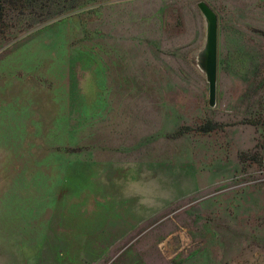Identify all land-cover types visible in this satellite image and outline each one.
I'll use <instances>...</instances> for the list:
<instances>
[{"label":"rangeland","instance_id":"rangeland-1","mask_svg":"<svg viewBox=\"0 0 264 264\" xmlns=\"http://www.w3.org/2000/svg\"><path fill=\"white\" fill-rule=\"evenodd\" d=\"M199 1L7 15L0 264H264V0H204L213 107Z\"/></svg>","mask_w":264,"mask_h":264},{"label":"water","instance_id":"water-1","mask_svg":"<svg viewBox=\"0 0 264 264\" xmlns=\"http://www.w3.org/2000/svg\"><path fill=\"white\" fill-rule=\"evenodd\" d=\"M198 7L206 21V42L198 52V66L205 73L209 84V104L216 105L218 79V40L219 19L215 10L204 0L198 2Z\"/></svg>","mask_w":264,"mask_h":264},{"label":"trees","instance_id":"trees-1","mask_svg":"<svg viewBox=\"0 0 264 264\" xmlns=\"http://www.w3.org/2000/svg\"><path fill=\"white\" fill-rule=\"evenodd\" d=\"M21 1L23 0H0V43L3 41L4 37H3V25H6L4 23L7 15H10V12H15V10H20L19 7H24L27 8L29 3H36V0H26L25 3H22ZM27 2V3H26ZM53 6H57L58 2L57 0H53ZM14 5V8H12V6ZM56 9L57 12H53L52 14H50L49 19L50 18H54L59 14L58 8L57 7H53ZM23 13V12H22ZM206 127V129H204ZM210 127H208V124L204 125L202 128L200 127L201 131H209Z\"/></svg>","mask_w":264,"mask_h":264},{"label":"crops","instance_id":"crops-1","mask_svg":"<svg viewBox=\"0 0 264 264\" xmlns=\"http://www.w3.org/2000/svg\"><path fill=\"white\" fill-rule=\"evenodd\" d=\"M164 1H167V0H164ZM149 8V7H148Z\"/></svg>","mask_w":264,"mask_h":264}]
</instances>
